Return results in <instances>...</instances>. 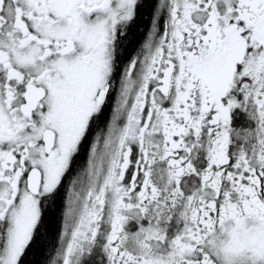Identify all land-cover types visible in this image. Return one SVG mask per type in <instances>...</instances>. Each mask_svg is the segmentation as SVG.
Wrapping results in <instances>:
<instances>
[{
	"label": "snow or ice",
	"instance_id": "6c2138e0",
	"mask_svg": "<svg viewBox=\"0 0 264 264\" xmlns=\"http://www.w3.org/2000/svg\"><path fill=\"white\" fill-rule=\"evenodd\" d=\"M0 264H264V0H0Z\"/></svg>",
	"mask_w": 264,
	"mask_h": 264
}]
</instances>
